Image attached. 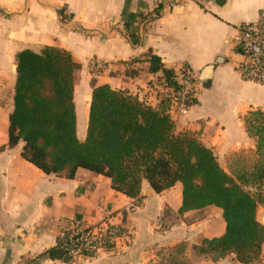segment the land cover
<instances>
[{"label":"crops","instance_id":"1","mask_svg":"<svg viewBox=\"0 0 264 264\" xmlns=\"http://www.w3.org/2000/svg\"><path fill=\"white\" fill-rule=\"evenodd\" d=\"M263 9L264 0H0V264H149L158 257L154 250H168L167 261L178 246L182 252L175 260L187 264H264V244L250 263L239 262L234 253L216 261L211 254H196L193 246L223 234L225 221L217 207L218 218L209 214L215 206L179 213L180 182L156 193L144 181L141 195L131 198L114 190L104 175L83 168L72 179L47 174L22 157L23 141L8 146L16 55L54 46L82 66L74 94L78 136L82 124L85 137L92 94L84 86L78 95V76L89 84L88 63L96 59L107 65L95 76L97 85L109 84L166 111L178 132L193 134L229 175L248 181L255 166L250 169L245 161L261 158L244 117L250 110L264 112V85L236 72L241 57L233 37L240 23L257 21ZM150 51L174 73L183 66L198 77L197 98L186 114L176 112L163 72H150ZM78 217L94 228L119 225L124 235L114 248L94 256H43Z\"/></svg>","mask_w":264,"mask_h":264},{"label":"trees","instance_id":"2","mask_svg":"<svg viewBox=\"0 0 264 264\" xmlns=\"http://www.w3.org/2000/svg\"><path fill=\"white\" fill-rule=\"evenodd\" d=\"M16 59L9 147L23 141L22 157L43 172L72 179L83 168L110 178L114 190L131 198L141 195L144 181L156 193L180 182L179 213L215 206L225 221L223 234L193 246L196 254H211L216 261L234 253L241 263L260 257L264 225L257 216L258 200L243 185L264 183L263 111L250 110L244 117L261 159L251 179L238 182L222 168L212 149L193 134L178 132L166 111L109 84H93L86 135L81 140L74 101L81 64L69 51L54 46L38 52L23 49ZM149 60L150 72L162 71L167 86L173 93L178 90L174 71L152 51ZM63 244L60 237L43 256L71 260ZM181 252V246L175 247L164 263L187 264L175 260V253Z\"/></svg>","mask_w":264,"mask_h":264},{"label":"built area","instance_id":"3","mask_svg":"<svg viewBox=\"0 0 264 264\" xmlns=\"http://www.w3.org/2000/svg\"><path fill=\"white\" fill-rule=\"evenodd\" d=\"M233 44L241 57L235 65L241 79L264 85V9L257 21L243 22L237 26ZM175 80L179 84L178 90L173 93L175 110L179 114H186L197 98L200 81L190 69L183 66L175 73ZM123 235L119 225L94 228L80 218H72L61 237L68 255L90 257L108 247L114 248Z\"/></svg>","mask_w":264,"mask_h":264},{"label":"rangeland","instance_id":"4","mask_svg":"<svg viewBox=\"0 0 264 264\" xmlns=\"http://www.w3.org/2000/svg\"><path fill=\"white\" fill-rule=\"evenodd\" d=\"M62 18L65 22H68V15H62ZM66 19H68V21H66ZM107 65L104 62L98 61L96 59H91L88 63V70L89 73H86V76L89 78V84L85 83V85L83 84V82L80 81V76H78V95H82L84 92V86H86L87 88H92L93 90V84L96 83V80L94 79L95 76H100L104 70H106ZM11 71V70H10ZM11 73V72H10ZM85 78V77H84ZM158 80V79H156ZM86 91V89H85ZM124 92V91H123ZM126 93V92H125ZM82 118V117H81ZM80 118V119H81ZM80 133L79 136L81 137L82 140H84L85 137H83V133H84V128L83 125L81 124L80 126ZM86 132V130H85ZM86 135V134H85ZM258 159V158H257ZM255 157L250 156V158L248 160L245 161V163L248 165V167L251 169L255 168L258 165V160ZM257 163V164H255ZM235 178V177H234ZM238 181V180H237ZM239 182V181H238ZM245 190L249 191L252 195H254L256 197V199L258 200V219L264 223V184H256V183H245V185H243ZM209 214H211L212 216H216L218 218L217 215H214L215 212H218V210L216 209V207H211L209 208ZM195 219V218H192ZM157 254L158 257H155L154 259H152V261H150L149 264H165L163 258L165 259V257L169 254L168 250H165V248H161L159 250H154V255Z\"/></svg>","mask_w":264,"mask_h":264},{"label":"water","instance_id":"5","mask_svg":"<svg viewBox=\"0 0 264 264\" xmlns=\"http://www.w3.org/2000/svg\"><path fill=\"white\" fill-rule=\"evenodd\" d=\"M14 69H15V71H17V65L14 66ZM211 70H212V66H209V67L205 70V72H204V74H203V77H202V80H203V81H205V80L208 79Z\"/></svg>","mask_w":264,"mask_h":264}]
</instances>
